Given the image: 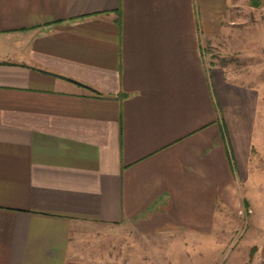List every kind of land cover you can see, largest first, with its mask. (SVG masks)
I'll return each mask as SVG.
<instances>
[{
    "label": "crops",
    "instance_id": "obj_1",
    "mask_svg": "<svg viewBox=\"0 0 264 264\" xmlns=\"http://www.w3.org/2000/svg\"><path fill=\"white\" fill-rule=\"evenodd\" d=\"M230 9L0 0V264H109L82 245L96 225L194 237L246 217L264 82L207 60L238 46Z\"/></svg>",
    "mask_w": 264,
    "mask_h": 264
},
{
    "label": "rangeland",
    "instance_id": "obj_2",
    "mask_svg": "<svg viewBox=\"0 0 264 264\" xmlns=\"http://www.w3.org/2000/svg\"><path fill=\"white\" fill-rule=\"evenodd\" d=\"M258 3L254 7L249 0H231L230 18L238 23L232 40H238V46L222 55L214 46L206 49L207 60L223 64L231 80L256 87L264 82V0ZM250 41L254 46L247 54L241 45ZM251 63L255 68L252 77L238 78L235 70L246 69ZM260 166L262 172L241 185L251 207L246 217L234 215L230 223H214L215 231L194 237L175 234L149 239L137 236L127 226L96 225L82 245L95 247L97 252L86 256L109 264H264V159ZM150 246L153 255L148 253Z\"/></svg>",
    "mask_w": 264,
    "mask_h": 264
},
{
    "label": "trees",
    "instance_id": "obj_3",
    "mask_svg": "<svg viewBox=\"0 0 264 264\" xmlns=\"http://www.w3.org/2000/svg\"><path fill=\"white\" fill-rule=\"evenodd\" d=\"M249 3L250 5L256 7L259 3H258V0H249ZM263 248H264V245H263Z\"/></svg>",
    "mask_w": 264,
    "mask_h": 264
}]
</instances>
